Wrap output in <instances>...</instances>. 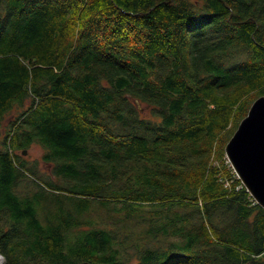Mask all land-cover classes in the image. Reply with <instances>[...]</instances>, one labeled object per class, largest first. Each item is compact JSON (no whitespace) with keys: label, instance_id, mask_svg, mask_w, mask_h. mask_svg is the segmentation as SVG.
I'll return each mask as SVG.
<instances>
[{"label":"trees","instance_id":"1","mask_svg":"<svg viewBox=\"0 0 264 264\" xmlns=\"http://www.w3.org/2000/svg\"><path fill=\"white\" fill-rule=\"evenodd\" d=\"M260 95L264 0H0L5 264H264L224 151Z\"/></svg>","mask_w":264,"mask_h":264},{"label":"water","instance_id":"2","mask_svg":"<svg viewBox=\"0 0 264 264\" xmlns=\"http://www.w3.org/2000/svg\"><path fill=\"white\" fill-rule=\"evenodd\" d=\"M134 102L141 111L139 100L134 99ZM224 151L237 178L252 198L264 208V95L253 100L226 143ZM63 264L92 263L84 260Z\"/></svg>","mask_w":264,"mask_h":264},{"label":"rangeland","instance_id":"3","mask_svg":"<svg viewBox=\"0 0 264 264\" xmlns=\"http://www.w3.org/2000/svg\"><path fill=\"white\" fill-rule=\"evenodd\" d=\"M139 104L142 107V110H141L142 114L145 116H148L149 115V106L145 103L139 102ZM19 110L20 109L15 108V109H13V111L10 114L6 115L3 118V121H2L3 127H5L8 124V122L16 116V114L19 112ZM24 150H25V153H24ZM24 150H23V154H21V155L27 161L37 163L38 168L41 172L49 169V165L45 164L41 160V155L43 153V149L38 144H32L28 149H24ZM225 158H226V161L228 162V159L226 156H225ZM0 264H5L4 257L2 255L0 256Z\"/></svg>","mask_w":264,"mask_h":264},{"label":"built area","instance_id":"4","mask_svg":"<svg viewBox=\"0 0 264 264\" xmlns=\"http://www.w3.org/2000/svg\"><path fill=\"white\" fill-rule=\"evenodd\" d=\"M0 256H1V254H0Z\"/></svg>","mask_w":264,"mask_h":264}]
</instances>
